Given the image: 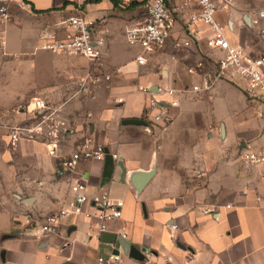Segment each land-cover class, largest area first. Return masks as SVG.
Segmentation results:
<instances>
[{"label":"crops","instance_id":"obj_1","mask_svg":"<svg viewBox=\"0 0 264 264\" xmlns=\"http://www.w3.org/2000/svg\"><path fill=\"white\" fill-rule=\"evenodd\" d=\"M85 1L0 0L8 5L12 15L9 22L0 23L2 61L8 56L38 52L43 34L62 37L66 29L61 21L79 14L94 21L95 29L105 38L104 58L119 69L108 93L85 95L82 100L72 96L63 101L65 93H75L74 87L90 62L68 65L65 55L55 53L64 62L62 69L68 74L67 80L44 81L37 90L12 95L0 87L2 107L27 103L37 95L45 101L65 102L64 115L72 126V132L55 146L54 155H49L39 141H21L12 148L6 132L0 130V264H96L98 256L107 259L120 246L123 248L120 231L126 233V240L141 255H128L125 264H264V167L250 166L240 156L245 143L253 148L261 143L264 115L259 117L258 112L264 111L263 104L248 100L242 88L236 89L232 83L221 80L208 91L200 92V101L191 93L180 95L179 106L170 111V120L165 124L152 123L145 114L146 97L137 87L175 86L180 78L192 81L193 76L185 70L180 77L176 67L179 61L174 57L159 55L156 60L161 62V69H147L134 59L138 48L133 51L117 45L116 41L124 37L125 26L144 18L139 16L144 5L126 10L132 0H121L116 7L111 0ZM232 3L230 10L217 13L220 22V16L226 15L221 24L227 28L230 42L253 55L264 52V20L256 28L249 20L255 9L264 7V0ZM195 11V7L179 8L165 47L187 45L209 56L208 28L189 22L190 13ZM22 28L31 32L15 34ZM247 29L257 31L259 46L243 38ZM153 54L148 60L154 58ZM219 88L231 90L241 99L240 128L226 121L222 112L216 111V105L209 103L211 118L205 112L193 142L179 146L175 143L178 126L203 111L201 104L213 99V90ZM119 99L122 101L118 102ZM90 103H97L93 109L98 112H87L92 118L86 126L75 114L80 106ZM129 118L144 123H125ZM86 136L105 144L109 152L117 155L125 174L116 166L102 183L104 162L94 160L80 161L74 171L62 170L60 158L72 153ZM152 170L149 181L138 190L134 174ZM80 173L87 179L89 195L106 191L123 201L121 217L108 224L105 240L101 239L103 234L97 235L96 220L82 215L67 216L49 236L28 235L23 215L41 219L64 206L72 195L71 183ZM206 208L209 213L204 214L202 209ZM171 224L176 225L175 230L170 228ZM106 264L119 263L108 260Z\"/></svg>","mask_w":264,"mask_h":264},{"label":"built area","instance_id":"obj_2","mask_svg":"<svg viewBox=\"0 0 264 264\" xmlns=\"http://www.w3.org/2000/svg\"><path fill=\"white\" fill-rule=\"evenodd\" d=\"M232 6V0H179L177 4H170L167 0H147L144 3V18L140 22L125 26L126 42L139 49L134 57L138 65H145L153 53L166 46L172 36L179 8L195 7L197 11L190 13L189 22L205 25L210 32L206 38V46L211 51L209 58L213 62L212 72L200 71L203 68L201 60L196 67L188 68L187 72L197 76L199 80L188 87L177 88L167 84L137 87L146 97L145 114L152 123H167L171 109L179 106L180 95L208 91L214 83L221 80L240 85L248 100L264 106V52L253 55L242 46L232 44L227 36V28L217 18L218 12L228 11ZM11 19L8 5L0 2V23L9 22ZM249 20L251 26L259 27L264 20V7L255 9ZM61 25L66 29L65 34L62 37L55 33L43 34L38 49L50 53L80 55L90 61H97L102 57L105 38L95 29L94 21L74 14L62 20ZM261 33L264 36L263 29ZM121 101L119 99L118 102ZM263 112L259 111L258 116L262 117ZM0 130L6 132L12 148L21 141H39L46 146L49 155H54L55 146L61 138L64 139L72 132V126L64 115L63 104H50L40 97H34L27 103L0 106ZM260 139L258 148L245 143L240 154L244 163L264 167V124ZM107 153L112 154L105 144L86 136L72 153L60 158L59 164L64 171H74L80 161H103ZM112 157L114 162L120 159L115 154ZM262 178L264 179V173ZM86 182L85 176L78 174L71 183L72 195L65 205L41 219L24 214V222L27 224L25 232L36 238L49 236L57 231L58 225L69 215L92 217L96 220L97 235L107 232L108 224L121 217L123 201L112 198L106 191L89 195ZM202 212L207 214L209 210L202 209ZM170 228L175 230L176 225L171 224ZM119 236L126 239L124 231H120ZM127 256L128 253L120 246L107 259L98 256L96 264H106L108 260L125 264Z\"/></svg>","mask_w":264,"mask_h":264},{"label":"rangeland","instance_id":"obj_3","mask_svg":"<svg viewBox=\"0 0 264 264\" xmlns=\"http://www.w3.org/2000/svg\"><path fill=\"white\" fill-rule=\"evenodd\" d=\"M239 1H243V0H239ZM145 14H146V9L145 7H143L141 8V12L139 13V16L144 17ZM225 17L226 15L220 16L222 23L225 21ZM17 31L18 32H15V34L27 33V31L30 30L22 28V29H18ZM259 37H260L259 34L254 29L245 30L243 35V38H245V40H247L250 43L255 42L258 46L260 45ZM116 43L122 49L128 48L133 51L137 49V47L135 46L128 45L125 36L119 38L116 41ZM167 47L162 49L163 51L161 52L159 51L158 53L153 54L154 58L152 60L151 59L148 60V62L145 64V68L147 69L150 68L153 70L156 69L157 71H159L161 69L160 68L161 62L160 61L158 62L156 60V57L158 56L157 59H159L160 58L159 55H160L162 58L174 57V59L179 61L176 67L180 69L179 70L181 73L180 77L183 76L185 70L187 72L189 67H196L197 63L201 60L203 61V68L200 71L207 73L213 71V62L210 60L209 58L210 56H208L206 52L197 53V51L188 48L187 45L174 47L175 49H171ZM54 54L55 53L39 50L34 54H27L25 56L24 55H17L10 57L8 56L4 58V61L0 59L1 89L8 92L9 95H12L14 93H22L27 90L28 91L32 89L37 90V88L41 87L40 85L44 81H51L53 83H58L67 80L68 74L64 72V70L62 69L64 62H62L60 58L54 56ZM60 55H65V54H60ZM104 55L105 54L103 53L102 57L97 61H90L80 55H65L68 58V65L87 63V60L90 63L86 67L83 78H81L79 84L76 87H74L76 90L75 93L73 92L70 93L69 91L70 89L69 87H67V90L69 92L63 95L62 98L63 101H68L72 96H75V98L73 99L79 98L80 100H82L83 99L82 97H84L85 95L93 97L108 93L109 85L112 83L114 79L113 77L118 72L119 69L115 63L105 59ZM0 57H2L1 54ZM189 75L193 76L192 81H189L190 79L187 77H182L180 78L179 83L175 85V87L177 88L188 87L192 83L199 81L197 76H194L193 74H189ZM221 82L228 83L229 81L222 80ZM232 85L236 87V89L239 90L241 89L240 85L236 83H232ZM189 94L185 93L184 95L187 96ZM191 95L193 96L194 99L200 101L199 98L200 95L202 94L200 93L198 95L197 94L193 95L191 93ZM213 95H214L213 99L208 100V102L205 101L201 104L204 108L203 111H199L198 114L191 115L187 120H185L186 122H183V124H180L178 126L177 134L179 135H177V140L175 141V143H178L179 146L181 145L186 146L189 145L191 142H193L195 130L198 127L197 125L199 124L200 121H202L203 116H205V112L209 116V118H211V114L213 112L211 113L209 110L210 104L216 105V109H217L216 111L218 112L220 110L226 121L235 124L236 126L239 125L240 128L241 125L239 124L240 115L238 114L240 112L242 105L241 99L237 97L235 92L227 89L221 90L219 88L218 91L213 90ZM179 98H181V96ZM46 101L50 104H57L55 103V101H50V100H46ZM64 103L65 102H63V104ZM95 106H97V103H90V105H84L83 107L80 106L78 110H76V114H75L76 117L81 118V121L84 120L83 122L86 123L85 125L87 126L88 125L87 123H90L91 121L90 119L92 118V115L89 113L90 116H88L87 112H91V113L98 112L97 108L93 109ZM249 114L251 117H254L253 110H250ZM247 116L249 115L247 114ZM62 139L63 138H61V140Z\"/></svg>","mask_w":264,"mask_h":264},{"label":"water","instance_id":"obj_4","mask_svg":"<svg viewBox=\"0 0 264 264\" xmlns=\"http://www.w3.org/2000/svg\"><path fill=\"white\" fill-rule=\"evenodd\" d=\"M124 122L125 123H144V121H141L138 118H129V119L124 120ZM103 162H104V168H103L102 183H104L105 181H107L109 179V177L111 176V174L114 170V167H116V166L121 169L123 174H125V167H124L121 159L114 162L112 154L107 153L105 155ZM152 175H153V170L134 174L133 181H134L135 187L138 190H141L145 186V184L149 181V179L151 178ZM104 235L105 234L103 233L102 238H101L103 241L105 240ZM121 244L129 256L136 257V258L141 256L140 253L133 246H131L126 239H122ZM104 258L106 259V256H104ZM66 264H75V263L68 262Z\"/></svg>","mask_w":264,"mask_h":264},{"label":"trees","instance_id":"obj_5","mask_svg":"<svg viewBox=\"0 0 264 264\" xmlns=\"http://www.w3.org/2000/svg\"><path fill=\"white\" fill-rule=\"evenodd\" d=\"M92 1H99V0H86L85 3L92 2ZM146 1L147 0H140V1L132 0L125 6V8L131 9V8L136 7L138 5H144V3ZM111 2L113 3V5L115 7L118 6L119 4H121V0H111Z\"/></svg>","mask_w":264,"mask_h":264}]
</instances>
